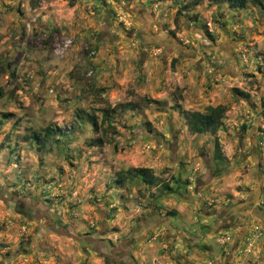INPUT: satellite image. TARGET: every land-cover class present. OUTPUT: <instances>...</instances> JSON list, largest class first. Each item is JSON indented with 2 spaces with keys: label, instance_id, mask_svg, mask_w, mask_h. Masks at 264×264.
<instances>
[{
  "label": "rangeland",
  "instance_id": "374dc122",
  "mask_svg": "<svg viewBox=\"0 0 264 264\" xmlns=\"http://www.w3.org/2000/svg\"><path fill=\"white\" fill-rule=\"evenodd\" d=\"M0 88V264H264V0H0Z\"/></svg>",
  "mask_w": 264,
  "mask_h": 264
},
{
  "label": "trees",
  "instance_id": "16d2710c",
  "mask_svg": "<svg viewBox=\"0 0 264 264\" xmlns=\"http://www.w3.org/2000/svg\"><path fill=\"white\" fill-rule=\"evenodd\" d=\"M230 6L233 7H243L245 0H227ZM1 93V88H0ZM225 112V107L223 105H215L208 107L206 112H194V111H180L184 116L187 128L192 133H204L208 130H215L221 125V118ZM94 126L95 123L91 121ZM243 126V125H242ZM37 135V134H36ZM214 147L217 151V141H214ZM263 164H264V154H263ZM128 174L138 175L140 179L145 183H150V178L147 176V169L143 167H133L126 171Z\"/></svg>",
  "mask_w": 264,
  "mask_h": 264
},
{
  "label": "flooded vegetation",
  "instance_id": "af4514ba",
  "mask_svg": "<svg viewBox=\"0 0 264 264\" xmlns=\"http://www.w3.org/2000/svg\"><path fill=\"white\" fill-rule=\"evenodd\" d=\"M217 210L218 209H211L210 211H207V212H210V214H206V215H209V216H213V221H212L213 225L218 223L219 220H220V216L218 214H216ZM202 212H203V210H202ZM203 213H205V212H203ZM49 225H51V223ZM220 227L222 228V226H220ZM231 227H233V224L231 225ZM125 254H126V252H125ZM125 262H126L125 264H132L129 260H126Z\"/></svg>",
  "mask_w": 264,
  "mask_h": 264
},
{
  "label": "water",
  "instance_id": "95a60500",
  "mask_svg": "<svg viewBox=\"0 0 264 264\" xmlns=\"http://www.w3.org/2000/svg\"><path fill=\"white\" fill-rule=\"evenodd\" d=\"M70 235V237H72L73 239H79L78 237H76L75 235H71V234H69Z\"/></svg>",
  "mask_w": 264,
  "mask_h": 264
}]
</instances>
